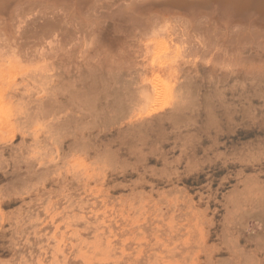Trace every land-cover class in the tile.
Masks as SVG:
<instances>
[{"label":"clouds","instance_id":"1","mask_svg":"<svg viewBox=\"0 0 264 264\" xmlns=\"http://www.w3.org/2000/svg\"><path fill=\"white\" fill-rule=\"evenodd\" d=\"M123 5L124 0L80 3L96 23L99 60L112 53L129 62L130 74L120 82L102 84L97 64L66 88L62 81L70 71L66 57L71 48H60L55 28L23 39L19 57L0 60V205L21 202L9 213L0 208V264H37L30 258L24 220L26 210L41 202V196L59 200L70 195V188L75 191L74 183L95 180L109 181L113 189H131L120 197L131 200L151 195L143 192L149 183L145 176L162 182L171 193L182 177L193 173L208 178L193 235L198 238L203 227L209 239L215 237L204 250L217 257L201 264H264V47L218 69L178 66L171 101L149 114L140 96L144 79L157 74L169 78V70L144 62L146 38ZM41 53L49 65V82L44 89L28 92L32 75L19 72L13 81L11 66L28 67L40 60ZM162 143L173 145L171 155L161 151ZM149 156H162L164 168L145 167ZM73 159L95 166V174H73L69 170ZM131 173L139 179L132 180ZM47 184L52 189L45 188ZM152 190L158 191L156 185ZM209 202L214 211L207 207ZM193 207L189 203V211ZM85 224L80 232L90 230ZM68 256L97 264L73 252ZM52 264H68V257Z\"/></svg>","mask_w":264,"mask_h":264},{"label":"rangeland","instance_id":"2","mask_svg":"<svg viewBox=\"0 0 264 264\" xmlns=\"http://www.w3.org/2000/svg\"><path fill=\"white\" fill-rule=\"evenodd\" d=\"M20 1L24 2V0H6L5 8L2 11L9 12L10 8L13 11V4ZM257 1L254 5L259 7ZM263 1L260 0V3ZM29 24L24 26L27 30H30ZM97 33V28L92 29L89 40L82 42L77 39L78 34L74 25L71 24L67 28V33L64 34L70 40L63 42L62 39H59L61 49L71 48V52L66 57V66L70 67V71L62 81L66 88H70L77 79L89 75V68H95L97 64L101 65L97 74L101 75L102 84L105 81L120 82L130 74L129 62L123 56L107 53L104 61L99 60L98 41L100 36ZM28 37H22L21 41ZM181 40V45H178L180 47L175 48H172L167 40L161 44L162 50L158 52L159 54L155 52V49L148 50L147 41L144 44V62L169 70V78L157 74L144 79L157 78L160 84L159 93L151 104L145 107L150 110L149 114L160 108H166L171 101L174 87L173 78L178 66L188 65L195 69L203 67L218 69L222 65L238 60L242 55L253 52L254 49L259 51L263 47L261 45H256L252 47L253 49H245L243 46L236 47L239 51L238 57L232 60L217 61L212 59L210 54L203 55L198 49L195 52V48L192 50L193 39L187 42L185 38ZM231 47L228 44L225 46V48ZM104 51L107 52V49ZM20 55L21 53H17L15 49L10 50L0 43V60L4 56L19 57ZM61 55L64 53L62 52ZM77 68H79V72H77ZM11 69L13 74L10 79L13 81L17 80L16 74L19 72H28L32 75L33 79L27 86L28 92L44 89L49 82L46 79L49 65L47 61L43 60V53H41L40 60H34L30 66L13 65ZM172 147L173 145L170 143L160 144L161 151L169 155H171L169 149ZM157 155L160 154L157 153ZM175 155H180L178 148ZM145 167L162 169L164 168V158L161 156L160 159H157V156H149L146 159ZM69 170L73 174L82 173L85 176H92L97 169L85 160L73 159L70 162ZM140 171L143 172V169ZM130 176L132 180L139 179L136 173H131ZM144 178L149 183L143 186V192L151 193V195L137 196L131 200L120 199L122 195L128 196L131 189L128 191L113 189L109 181L98 183L95 180L84 184L74 183L72 188L75 191L70 188L68 190L70 195L65 194L59 200L55 196L51 199H45L44 196L39 197L41 202L32 203L31 209L26 210L28 216L24 220V223L28 225L25 228V233L26 239L31 245L28 249L32 252L30 258L36 260L37 264L41 260L44 261V264H52L53 261H60L65 257H68V264H84L83 260L73 261L68 256L69 252H73L76 255H82L85 260H95L97 264H102V262L103 264H125V261L133 259L137 261V264H174L181 260L186 264H201L205 260L216 259V254L204 250L215 237L209 239L206 235L207 230L203 227L199 228L198 238L193 235L192 231L196 214L204 207L200 203V198L201 194H207L203 186L208 184V178L202 173H193L191 176L182 177L171 193L167 192L162 182H157L150 176ZM153 184L156 185L158 191L153 192ZM52 187V184L45 185V188L48 189H52ZM168 187H172V185H168ZM211 187L215 189L216 184L213 183ZM137 191L140 189L138 188ZM53 201L57 202L53 203ZM189 203L195 205L191 211H189ZM20 204V201L7 202L0 205V208L3 209V212L9 213L19 208ZM207 207L215 210L212 202H209ZM81 217L82 219H79ZM85 221L87 226H90L87 233L79 231L86 226ZM4 227L7 228L9 225L4 224ZM29 233L30 235H27ZM82 241H86L83 247L80 246ZM73 245H77V247L73 248ZM4 255L10 254L5 252Z\"/></svg>","mask_w":264,"mask_h":264},{"label":"bare ground","instance_id":"3","mask_svg":"<svg viewBox=\"0 0 264 264\" xmlns=\"http://www.w3.org/2000/svg\"><path fill=\"white\" fill-rule=\"evenodd\" d=\"M5 1L0 0V43L17 53L22 51V37L39 35L44 29H57L58 40L64 42L70 40L64 34L73 24L77 39L83 42L97 28L90 11L80 6L81 0H24L14 3L13 11L10 8L9 12H3ZM255 1L124 0L123 6L127 16L142 28L148 50L155 49L159 54L161 44L167 40L175 48L181 45L182 38L186 42L193 39L192 50L195 48V52L198 49L214 60L225 61L238 57L236 47H264V1H257L259 7L254 5ZM27 23L30 30L24 27ZM227 44L232 47L225 48ZM144 84L140 96L145 108L159 93L160 84L157 78L144 80Z\"/></svg>","mask_w":264,"mask_h":264}]
</instances>
